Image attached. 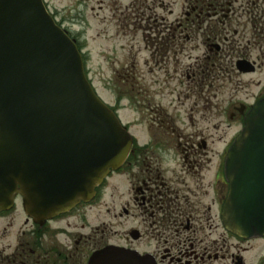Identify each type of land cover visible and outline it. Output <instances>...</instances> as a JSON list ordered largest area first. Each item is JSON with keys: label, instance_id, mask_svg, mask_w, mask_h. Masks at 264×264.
<instances>
[{"label": "flooded vegetation", "instance_id": "1", "mask_svg": "<svg viewBox=\"0 0 264 264\" xmlns=\"http://www.w3.org/2000/svg\"><path fill=\"white\" fill-rule=\"evenodd\" d=\"M155 1L160 10L168 7L163 0L151 4ZM43 2L57 20L48 0ZM140 3L145 11L151 8L148 18ZM153 9L147 0H131L125 11L132 18L135 14L134 21L126 16L121 22L126 27L146 22L147 56L142 55V62L150 74L153 68L165 69V97H176L178 105L170 104L172 113L160 104L148 109V125L141 134L137 129L131 133L129 157L95 188L90 201L46 221L29 218L20 198L11 210L0 211V264H89L93 255L108 247L129 251L147 264H264V237H237L223 222L230 190L224 166L234 136L222 140L226 137L214 134L219 126L198 125L193 118L197 112L179 108L181 100L192 98L204 105L202 122L209 123L217 114L225 118L228 129L234 123L242 127L250 107L264 98V86L250 99L230 98L222 111L211 101L217 98L216 88L213 94L211 89L217 81L233 77L241 84L242 77L261 69L264 0H185L181 17L168 10V17L174 16L171 21ZM192 39L197 41L192 47L197 56H188L190 63L181 64L179 57L184 60ZM133 57L131 88L137 99L142 91L140 59ZM170 63L181 73L172 70V77ZM169 82L182 89H171ZM155 96L150 84L146 99L153 101ZM139 135L146 139L141 144ZM111 178L116 179L111 194L115 199L109 205L105 197ZM89 212L91 223L97 222L91 227L82 224Z\"/></svg>", "mask_w": 264, "mask_h": 264}, {"label": "water", "instance_id": "2", "mask_svg": "<svg viewBox=\"0 0 264 264\" xmlns=\"http://www.w3.org/2000/svg\"><path fill=\"white\" fill-rule=\"evenodd\" d=\"M132 137L95 94L81 54L42 0H0V211L22 198L46 221L89 201L128 157ZM223 222L264 236V99L243 118L226 160ZM89 264H147L108 247Z\"/></svg>", "mask_w": 264, "mask_h": 264}, {"label": "rangeland", "instance_id": "3", "mask_svg": "<svg viewBox=\"0 0 264 264\" xmlns=\"http://www.w3.org/2000/svg\"><path fill=\"white\" fill-rule=\"evenodd\" d=\"M130 1L131 0H48V7L52 12L57 14V22L60 23L82 47L87 76L98 97L106 105L117 111L124 126L132 124V128L128 126L129 131L132 129V132H134V130L137 129L141 134L145 126L148 125L149 108L154 109V104H157L156 106L160 104L162 108H166L167 110L170 109L169 112L172 113L173 110H171L170 104L172 103L174 106H177L178 103L177 100H175L176 97H165V95H167L165 89L167 84L162 83L166 78L165 69L159 71L153 68V73L150 74V67L146 64L145 67L143 66L144 63L142 60L147 56V53L144 51L146 45L144 37L148 34L149 30L146 22L130 23L127 27L121 22V19L125 20L126 16H130L127 15L125 11ZM147 1L149 6L154 8V13L157 14L158 17L163 16L169 18V21L173 20L174 16L178 18L183 14L182 7L184 8L185 0H163L168 6L165 10H160L156 1L155 4H151L153 0ZM140 6L141 12H144L145 18H148L151 15V8L149 11H145L144 5L140 3ZM138 7L139 6H137V8ZM168 10L174 12V16L168 17ZM134 18L135 14L132 21H134ZM195 44H197V41L192 39V41L186 45V49L183 52L185 56L184 60L182 57H179L181 64L185 62L184 65H188L190 61L187 57L190 56L194 58L197 56V53L192 50ZM137 49H139V53ZM134 55H139L140 59L138 70L141 77L139 86L142 91L137 99L134 98L135 92L134 90L132 91L131 88V74L127 73L131 68L130 62L134 58ZM261 65V69L254 75L242 77L241 84H238L233 77L231 80H219L213 85L211 94L214 93L213 89L216 88L215 92L217 98L211 101L213 104L218 105L219 111H222L227 106L229 103L227 101L230 98L243 99L246 96L249 98L259 93V90L264 86V60L262 58ZM167 67L172 77L174 76L172 70L177 69L179 70L178 73L182 71L181 68H176L171 63L168 64ZM119 75H123V82H121ZM154 82L155 84H153ZM150 84L151 92L153 90L156 93L153 101L152 99H146ZM169 86L171 89L175 87L177 92L182 89L176 82H169ZM236 88L237 95L235 94ZM184 94H186L185 86ZM181 102H183L182 106H178L181 108V111L192 108L194 113L197 112L195 117H193L196 124H213L219 126L218 133H211L226 137L222 140L229 138L231 134L236 137L239 133L240 126L238 124L234 123L231 128L228 129L225 124V118L217 114L211 118H209L208 114V118L211 119V121L209 123L202 122L201 115L205 111L203 103L200 104L192 98L190 100H181ZM147 103H150V107L147 106ZM185 124H187V121ZM138 140L141 144L142 141L146 139L139 135ZM221 145L222 144H218V148H220ZM115 183L116 179L111 178L106 189L108 194L105 197V201L109 205L113 203L115 199V197L111 196V194H114L112 189ZM91 216L92 213L89 212L86 216L87 221L82 224L90 227L96 224V221L91 223ZM105 221L108 224L110 218L106 216ZM78 224L80 223L78 222Z\"/></svg>", "mask_w": 264, "mask_h": 264}]
</instances>
